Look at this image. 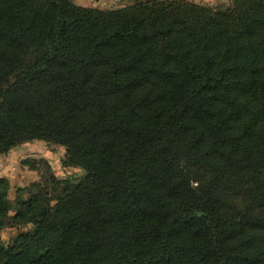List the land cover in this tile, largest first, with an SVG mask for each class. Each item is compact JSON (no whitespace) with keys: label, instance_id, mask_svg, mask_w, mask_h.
I'll return each instance as SVG.
<instances>
[{"label":"trees","instance_id":"trees-1","mask_svg":"<svg viewBox=\"0 0 264 264\" xmlns=\"http://www.w3.org/2000/svg\"><path fill=\"white\" fill-rule=\"evenodd\" d=\"M31 141L83 174L0 178V264H264V0H0V156Z\"/></svg>","mask_w":264,"mask_h":264},{"label":"rangeland","instance_id":"rangeland-1","mask_svg":"<svg viewBox=\"0 0 264 264\" xmlns=\"http://www.w3.org/2000/svg\"><path fill=\"white\" fill-rule=\"evenodd\" d=\"M220 1L224 2L222 3ZM220 1L211 6L227 4L225 2L226 0ZM11 154L14 156L12 158L13 167H11L9 170V172L12 174L10 176L12 179L10 181L11 186L8 193V200L10 203H13L15 199V189L17 187H27L31 182L39 180L42 174L45 175L47 167L40 163L41 160L48 163L51 168L50 172L58 178H64L66 176L79 177L83 174L82 170L78 168L64 166V148L56 144H47L42 141H31L28 144L19 145L13 148ZM25 158H32L36 161L35 171H30L20 164V162ZM26 192L27 190H24L23 194L25 195ZM13 213V210L9 212L10 215ZM29 229H31V226H5L0 230V241L5 245H8L12 242L17 234Z\"/></svg>","mask_w":264,"mask_h":264},{"label":"crops","instance_id":"crops-1","mask_svg":"<svg viewBox=\"0 0 264 264\" xmlns=\"http://www.w3.org/2000/svg\"><path fill=\"white\" fill-rule=\"evenodd\" d=\"M72 1L74 4H76L78 6L89 7V8H98V9H102V10L120 8V7L126 6L130 3V0H72ZM186 1L193 2L195 4L214 5L220 0H186ZM229 1L230 0H226L225 2L228 3ZM220 2H222V1H220ZM25 144H28V143H25ZM11 151L8 152L6 155L0 157V178L5 177L6 179H8L9 182L12 179L10 177L12 174L9 172V170L11 169V167H13L12 158L14 156L13 154H11Z\"/></svg>","mask_w":264,"mask_h":264}]
</instances>
